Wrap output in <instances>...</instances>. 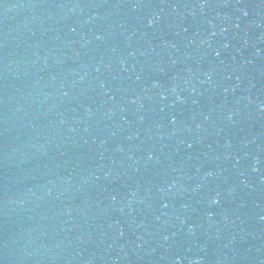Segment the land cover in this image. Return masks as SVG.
<instances>
[{"label": "water", "instance_id": "95a60500", "mask_svg": "<svg viewBox=\"0 0 264 264\" xmlns=\"http://www.w3.org/2000/svg\"><path fill=\"white\" fill-rule=\"evenodd\" d=\"M0 264H264V0H0Z\"/></svg>", "mask_w": 264, "mask_h": 264}]
</instances>
